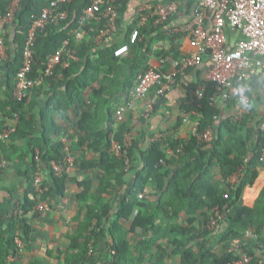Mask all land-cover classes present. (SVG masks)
<instances>
[{
	"label": "trees",
	"instance_id": "1",
	"mask_svg": "<svg viewBox=\"0 0 264 264\" xmlns=\"http://www.w3.org/2000/svg\"><path fill=\"white\" fill-rule=\"evenodd\" d=\"M51 1L23 0L15 20L4 31L8 60L4 63L0 60L6 81L0 84V113L5 116L0 121V133L7 120L16 113L20 119L17 132L9 140L0 141V157L8 161L5 168H0V181L6 170L14 166L20 172L19 179L26 183V190L23 197L15 201V193L19 190L17 184L3 187L11 197L0 198V264H13L8 260L9 256L15 260L20 257L17 237L31 239L33 228L28 216L34 207L39 202L53 203L56 197H65L67 183L72 178L69 173L57 176L50 165L53 160L64 161L63 133L72 141L71 150L76 156L74 167L86 172V176L78 181L80 212L75 218L78 225L70 234L69 248L60 251L58 256L52 250L47 252L56 264H88L93 247L102 237L107 238L110 264H143L146 260L151 264H171L170 260L175 256L180 264H227L239 259L243 253L252 257L253 264H261L254 248H260L264 243V188L253 207L243 204V191L254 183L258 171L244 168L246 145L240 134L241 127L235 121L221 119L215 105L219 95L215 82H206L204 97L188 108L196 112L200 132L214 129V141L204 142L196 135L188 142L156 139L141 151V169L134 163L135 141L131 150L132 166L126 170L125 160L112 152L111 145L114 135L121 140L132 128L127 121H117L115 113L120 105L108 110V127L103 128L99 109L102 104L112 102L116 95L124 94L128 99L133 81L139 74L133 81L124 80L127 59L115 55L118 45L99 49L97 32L92 30L97 27L96 22L85 27L86 33L81 38L75 36L80 17L93 2L75 0L62 7L69 10L68 20L60 25L48 24L37 34L35 77L44 69V62L69 41L65 52L69 66H60L56 76L35 87L38 90L43 84L52 83L53 90L46 106L37 114V98L31 95L23 100L17 98L18 73L23 66L29 31L35 18ZM124 1L121 0L118 7H122ZM11 2L0 0V14L8 12ZM149 21L155 22L154 19ZM177 36L181 38L179 34L174 37ZM174 52L173 55L164 52L157 55L179 61L182 57L180 44ZM93 55L98 56L96 61ZM101 74L113 85L120 74L121 87L118 91L114 87L94 88L87 98V91L93 89ZM32 91L36 93L34 89ZM72 109L81 117L77 129L85 132L77 144L66 126H60L49 117ZM262 135L250 161L257 168L264 167ZM84 144L88 145L89 153L80 154L77 150ZM38 152L50 176L45 179L42 194L34 186ZM216 167L220 180H217ZM239 170L242 175L237 185L226 182ZM147 188H153L155 192L140 198ZM226 194L230 198H225ZM218 205L227 206L231 213L214 231L203 228L204 218L209 220L210 210ZM199 219L202 223L197 226ZM251 231L256 237L247 236ZM236 241L240 242L241 249L231 250Z\"/></svg>",
	"mask_w": 264,
	"mask_h": 264
},
{
	"label": "crops",
	"instance_id": "2",
	"mask_svg": "<svg viewBox=\"0 0 264 264\" xmlns=\"http://www.w3.org/2000/svg\"><path fill=\"white\" fill-rule=\"evenodd\" d=\"M171 1L179 3L181 14L175 15L169 21L160 24L149 20L145 24L141 22L140 19L144 15L156 10L160 4ZM120 8H122L121 11ZM198 9V0H125L122 3V7H119V29L116 34L104 38L101 41L97 40L96 43L99 49H108L117 45L120 47L124 44L130 46L129 52L127 55H124V58L127 59V75H125L124 80L127 79L128 81L130 79L133 81L138 74L144 72L149 67L168 70L171 68V64L162 62V58L158 57L157 54L164 52L165 54L169 53L173 55L179 44L183 52H192L190 35L183 32L182 29L187 26ZM96 25L100 27L97 21ZM136 29H139L140 36L137 43L133 44L130 40L131 35H133L132 33ZM177 34L181 35V38L180 36L175 38L174 36ZM227 34L231 48L236 46L239 40L243 39L242 33L237 29L229 28ZM97 57V55H93L92 58L96 61ZM0 60L3 63L8 60L7 50L6 52L0 51ZM211 68L212 62L210 56L206 55L198 66L188 69L179 76L176 84L164 96L159 98L154 110L149 116L145 113L148 109V101L153 95V92L135 103L133 109L128 113L126 121L130 124V127L136 135L134 163L137 168H142L140 160L141 151L146 150L156 139H178L181 142L191 140L197 120L195 119L196 112L189 111L188 108L198 100V93L206 85V82L209 81ZM104 69L107 70V67ZM119 75H117L113 85L109 80L104 79L103 74H101L100 79L93 89L90 88L87 91V98L92 95L94 88H100L102 86L108 88L114 87L118 91L121 87ZM60 77L62 78L61 74ZM3 82L6 81L4 66L1 64L0 84ZM133 82L135 83V81ZM243 85L250 97V103L246 110H244L237 97L228 91L218 90L219 95L215 100V105L220 110L221 119L235 121L241 127L240 134L246 145L244 151L246 164L244 168L247 171L249 169L252 172L258 171V176L254 183L244 189L242 196L243 204L248 207H253L264 188V167L257 168L250 162L263 137L260 126L264 119V68L256 66L255 59L252 60V67ZM52 86V83H45L38 90L34 88L36 93L31 92L30 95L32 98L38 99L35 107L37 114L46 106V102L51 93L50 91L53 90ZM125 100L126 95L121 94L116 95L112 102L109 101L106 104H102L99 109V116L101 117V126L103 128L108 127V110L116 108L124 103ZM48 112H51V110ZM49 117L53 118L60 126H66L75 144L85 136V132L77 129L78 121L81 117L73 109L64 113H53ZM4 118L5 116L0 113V121ZM77 152L80 154L89 153L88 145L84 144ZM215 172L217 174V180H220L218 167L215 168ZM42 173L44 179L48 180L50 178L49 171L45 167ZM69 174L72 180L67 183L64 198L56 197L53 203H47L50 206L49 210H35L38 206L37 204L34 210L29 213L28 218L33 228L31 239L20 237V257L18 260H15L12 256L8 258L13 264H42L43 262L56 264L55 259L48 256V250L54 251L56 256H58L60 251H66L69 248L70 234H72L78 225L75 218L80 212L78 194L81 192V187L78 181H82L85 178L86 172L74 167L69 171ZM19 175V170L14 166L6 170L3 180L0 181V198L11 197L9 192H6L5 189L3 190V187L11 186L12 184H17L19 189L15 193V201L23 197L26 190V183L19 179ZM239 181L240 179H236L233 174L226 182L237 185ZM148 189V194L155 192L153 188ZM83 213H86V210ZM209 220L204 218L203 228L210 230ZM201 221L202 219H199L196 222L197 226L202 223ZM247 236L254 238L255 234L251 231L247 233ZM106 243V237L100 238L98 245L93 247L94 250L90 255L91 260L88 264H110L107 260L108 252ZM239 249H241L240 242L236 241L231 247V250ZM254 252L260 263L264 264V243L260 244V248H254Z\"/></svg>",
	"mask_w": 264,
	"mask_h": 264
},
{
	"label": "built area",
	"instance_id": "3",
	"mask_svg": "<svg viewBox=\"0 0 264 264\" xmlns=\"http://www.w3.org/2000/svg\"><path fill=\"white\" fill-rule=\"evenodd\" d=\"M75 0H52L47 5L40 16L33 21L29 31L28 40L24 48V61L21 70L18 73L17 98L23 100L28 97L31 91L42 81L54 77L60 66H69V61L65 59V52L69 41L56 53L52 54L45 62L44 69L39 76H34L35 65V44L38 32L44 30L48 24L60 25L68 20L70 13L68 9H62L64 5L72 4ZM121 0H93L83 15L80 17L79 26L74 30L75 36L79 39L86 33V26L93 22H98L100 27L92 28L97 32V40L116 34L119 29L120 12L118 4ZM199 9L195 12L192 19L182 30L190 35L191 53L183 52L181 48V59L179 61L162 59V62L171 64L168 70H161L154 67L141 74L135 80L134 86L130 91L128 99L116 110L115 117L119 123L127 119L128 113L133 109L135 103L147 97L151 92L153 95L148 101L146 115L154 110L159 98L164 96L178 81L179 76L192 67L198 66L204 56L209 55L212 68L209 74V81L215 82L219 91H228L237 97L244 110L250 103V97L247 94L244 82L247 79L249 70L252 67V60L255 59V65L264 68V0H198ZM23 0H12L9 10L6 14H0V51L6 52L4 31L8 24H11L17 12L22 6ZM181 14L180 5L176 1L165 2L149 14L142 17L141 22L146 23L149 19H154L155 23L160 24L169 20L170 17ZM237 29L243 39L239 40L233 48L229 46L228 29ZM177 31V30H175ZM140 36L139 29H136L132 35V43H135ZM130 50L128 44L121 45L115 50L116 56H124ZM204 85L198 93V100L204 97L206 92ZM196 114V113H195ZM20 115L16 113L14 117L9 118L5 128L0 133V141L9 140L17 132ZM194 134L204 142L215 140V131L208 128L203 132L199 131V122L196 121ZM264 134V119L260 126ZM136 135L131 129L126 131L121 140L114 135L112 139V152L125 160L126 170L132 166L131 150L134 147ZM64 151L66 156L64 161L59 163L55 160L50 165L57 176H63L74 168L76 156L71 150V139L67 134H62ZM1 153V151H0ZM264 160V147L262 152ZM38 169L35 176L34 186L36 191L42 194L45 189L43 184V159L40 152L36 155ZM8 164L6 159L0 157V168H5ZM236 179H240L242 170L235 174ZM149 192L140 194L143 198ZM225 198H230L229 194ZM36 207V206H35ZM34 207V208H35ZM47 203L39 202L35 210H49ZM34 210V209H33ZM231 213L227 206L220 205L210 210L209 228L214 231L221 222H223ZM18 245H21L20 238L16 239ZM227 264H253L252 257L246 253L241 254L240 258Z\"/></svg>",
	"mask_w": 264,
	"mask_h": 264
},
{
	"label": "rangeland",
	"instance_id": "4",
	"mask_svg": "<svg viewBox=\"0 0 264 264\" xmlns=\"http://www.w3.org/2000/svg\"><path fill=\"white\" fill-rule=\"evenodd\" d=\"M20 238V237H19ZM20 241H21V238H20ZM149 261H147L146 260V262L145 263H143V264H151V262H149ZM170 263L171 264H180V261H179V259H178V257L177 256H175L172 260H170Z\"/></svg>",
	"mask_w": 264,
	"mask_h": 264
}]
</instances>
